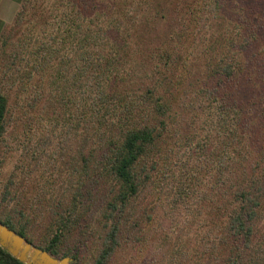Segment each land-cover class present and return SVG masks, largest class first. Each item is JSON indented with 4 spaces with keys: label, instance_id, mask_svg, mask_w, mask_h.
Here are the masks:
<instances>
[{
    "label": "trees",
    "instance_id": "16d2710c",
    "mask_svg": "<svg viewBox=\"0 0 264 264\" xmlns=\"http://www.w3.org/2000/svg\"><path fill=\"white\" fill-rule=\"evenodd\" d=\"M18 1L0 221L72 264H264V0Z\"/></svg>",
    "mask_w": 264,
    "mask_h": 264
},
{
    "label": "water",
    "instance_id": "95a60500",
    "mask_svg": "<svg viewBox=\"0 0 264 264\" xmlns=\"http://www.w3.org/2000/svg\"><path fill=\"white\" fill-rule=\"evenodd\" d=\"M0 247L23 264H72L69 256L57 258L40 249L0 221Z\"/></svg>",
    "mask_w": 264,
    "mask_h": 264
},
{
    "label": "crops",
    "instance_id": "0c3cea01",
    "mask_svg": "<svg viewBox=\"0 0 264 264\" xmlns=\"http://www.w3.org/2000/svg\"><path fill=\"white\" fill-rule=\"evenodd\" d=\"M19 5L18 0H0V32L7 24L12 22L11 18L13 19Z\"/></svg>",
    "mask_w": 264,
    "mask_h": 264
},
{
    "label": "rangeland",
    "instance_id": "374dc122",
    "mask_svg": "<svg viewBox=\"0 0 264 264\" xmlns=\"http://www.w3.org/2000/svg\"><path fill=\"white\" fill-rule=\"evenodd\" d=\"M1 8H3L2 6H1ZM9 17H11V16H9ZM14 18V17H13ZM11 20H12V22H13V19L11 18ZM10 21V20H9ZM11 22V23H12ZM10 23V24H11ZM10 24H7L6 26H8V25H10ZM15 131V133H19L20 132V128H18V129H15L14 130ZM10 155V154H9ZM11 156V155H10ZM14 159H15V157L14 156H11V158H9L8 159V164H10V165H7L6 166V168L4 169V171L2 172V173H6V172H8L9 170H10V168H11V166L13 165V163H14Z\"/></svg>",
    "mask_w": 264,
    "mask_h": 264
}]
</instances>
